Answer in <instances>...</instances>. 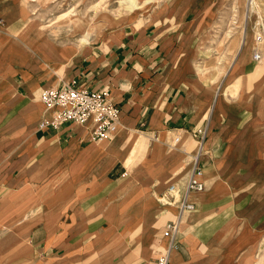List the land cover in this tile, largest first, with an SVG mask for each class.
I'll return each mask as SVG.
<instances>
[{
  "label": "crops",
  "instance_id": "1",
  "mask_svg": "<svg viewBox=\"0 0 264 264\" xmlns=\"http://www.w3.org/2000/svg\"><path fill=\"white\" fill-rule=\"evenodd\" d=\"M214 1L160 0L79 45L53 39L39 4L0 0V264H149L176 212L157 197L184 188L202 126L206 191L192 196L172 262L264 264V118L252 124L246 102L264 92L260 78L228 102L199 71ZM236 66L231 84L254 70ZM70 83L110 90L113 137L39 128L41 91Z\"/></svg>",
  "mask_w": 264,
  "mask_h": 264
},
{
  "label": "rangeland",
  "instance_id": "2",
  "mask_svg": "<svg viewBox=\"0 0 264 264\" xmlns=\"http://www.w3.org/2000/svg\"><path fill=\"white\" fill-rule=\"evenodd\" d=\"M159 1L160 0H138V2L142 4L138 9H130L128 8V4L122 3L120 0H51L45 6L39 4L38 1L30 2L39 4L36 9L37 20L41 24L43 23V25H49L50 28H53L52 30L54 33L51 34L53 35V39L69 41L70 43L79 41L78 44L82 45L84 43V41L81 40L83 34L81 30L76 31L74 29V17H83L91 23L92 29L88 36L89 41H91L95 39L94 36H99L100 32L107 31L111 26L124 23L125 20L133 19L135 16H140L141 13L156 7ZM212 10L214 11L213 20L205 38V50L202 52V57L199 59V71L203 76H206L207 79L215 82L217 86L220 84L219 86L223 93L226 91L230 93L231 97H228V102L232 99L237 100L241 93L242 95H240V98L241 102H243L244 88H252L254 82L260 78L261 82L259 84L262 86V92H264V0H215ZM242 41H244V44L241 47ZM244 50V54L240 56L236 64L239 52L241 53ZM72 52L71 50V53ZM256 54H260L259 59L255 58ZM248 63L254 67L253 73L248 77L247 75L245 76L244 74L238 73L235 81L231 84L230 81L233 77L231 75L234 72L235 66L237 65L236 71L246 70ZM203 72H205V74ZM254 96L255 100L254 98L252 100L249 98L246 102H253L258 108V114L252 121V124L256 125L260 117L262 119L264 118V97L261 99L256 97V95ZM240 98H238V100ZM49 114L50 112H47L45 116H49ZM177 148L169 147V149ZM205 153L206 150H204L202 157ZM190 165H192V162H190ZM191 171L192 166L190 173ZM190 173L185 181L186 183L183 189L178 183L174 182L180 187L181 191L185 190ZM179 175L181 174L179 173ZM170 185H168V187ZM158 198L159 197H157V200L160 205L164 206ZM154 204L158 203L154 202ZM166 207H171L176 210L173 206L166 205ZM263 262L264 257H262V263Z\"/></svg>",
  "mask_w": 264,
  "mask_h": 264
},
{
  "label": "built area",
  "instance_id": "3",
  "mask_svg": "<svg viewBox=\"0 0 264 264\" xmlns=\"http://www.w3.org/2000/svg\"><path fill=\"white\" fill-rule=\"evenodd\" d=\"M260 40V38H259ZM256 59L260 54H256ZM49 116H43L39 127L59 129L68 122L87 126L89 137L93 141L109 139L114 135L120 124V108L113 101L109 89L96 90L89 87L70 83L60 87L45 88L40 93ZM209 128L202 126L193 133L197 144L196 152L192 155V171L184 191L173 183L159 196L162 205L173 206L176 212L164 225L162 235L169 240L168 245L162 249L157 257L149 264H173L172 252L178 246V235L187 213L196 210L197 205L192 199L195 193L206 189L203 179L204 168L201 163L205 150ZM181 134L175 135L168 143L169 147L177 148L181 142Z\"/></svg>",
  "mask_w": 264,
  "mask_h": 264
},
{
  "label": "bare ground",
  "instance_id": "4",
  "mask_svg": "<svg viewBox=\"0 0 264 264\" xmlns=\"http://www.w3.org/2000/svg\"><path fill=\"white\" fill-rule=\"evenodd\" d=\"M29 1H38L39 4L45 6L51 0H29ZM120 2L128 4V8H130V9H138V8H140L142 6V4L138 2V0H120ZM126 7H127V5H126ZM73 19H74L73 20L74 29L76 31L81 30V32L83 34L82 37H81V40L87 41L89 33H90L91 29H92L91 23H89L83 17H74ZM243 44H244V41L241 42V47H242ZM203 73L205 74V72H203ZM256 101H258V100H256Z\"/></svg>",
  "mask_w": 264,
  "mask_h": 264
}]
</instances>
